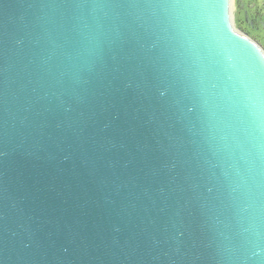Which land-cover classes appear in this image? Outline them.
Segmentation results:
<instances>
[{
    "label": "water",
    "instance_id": "1",
    "mask_svg": "<svg viewBox=\"0 0 264 264\" xmlns=\"http://www.w3.org/2000/svg\"><path fill=\"white\" fill-rule=\"evenodd\" d=\"M0 264H264L231 0H0Z\"/></svg>",
    "mask_w": 264,
    "mask_h": 264
},
{
    "label": "flooded vegetation",
    "instance_id": "2",
    "mask_svg": "<svg viewBox=\"0 0 264 264\" xmlns=\"http://www.w3.org/2000/svg\"><path fill=\"white\" fill-rule=\"evenodd\" d=\"M244 7L243 19H239L238 26L240 29L250 34L252 32L258 33V35L264 36V11L255 6V0H239ZM254 1V2H253ZM246 23H248L246 25ZM239 28V27H238ZM253 38V37H252Z\"/></svg>",
    "mask_w": 264,
    "mask_h": 264
},
{
    "label": "rangeland",
    "instance_id": "3",
    "mask_svg": "<svg viewBox=\"0 0 264 264\" xmlns=\"http://www.w3.org/2000/svg\"><path fill=\"white\" fill-rule=\"evenodd\" d=\"M254 2V1H253ZM238 3H239V7H238ZM242 5V2L239 1V0H232V4H231V14H232V18H234V24L235 26L239 29H240V26H238V21L239 19H243L244 16H243V10H244V7L241 6ZM255 6H257V8L261 9L264 11V0H255ZM248 23H246L247 25ZM242 31V30H241ZM251 37H253L255 40H257L264 48V36L262 35H258V33H255V32H252L249 34Z\"/></svg>",
    "mask_w": 264,
    "mask_h": 264
},
{
    "label": "bare ground",
    "instance_id": "4",
    "mask_svg": "<svg viewBox=\"0 0 264 264\" xmlns=\"http://www.w3.org/2000/svg\"><path fill=\"white\" fill-rule=\"evenodd\" d=\"M231 4H232V0H231Z\"/></svg>",
    "mask_w": 264,
    "mask_h": 264
},
{
    "label": "trees",
    "instance_id": "5",
    "mask_svg": "<svg viewBox=\"0 0 264 264\" xmlns=\"http://www.w3.org/2000/svg\"><path fill=\"white\" fill-rule=\"evenodd\" d=\"M238 7H239V3H238Z\"/></svg>",
    "mask_w": 264,
    "mask_h": 264
}]
</instances>
